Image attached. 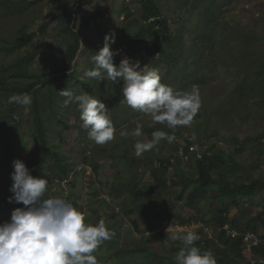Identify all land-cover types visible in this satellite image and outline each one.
<instances>
[{
  "label": "rangeland",
  "instance_id": "rangeland-1",
  "mask_svg": "<svg viewBox=\"0 0 264 264\" xmlns=\"http://www.w3.org/2000/svg\"><path fill=\"white\" fill-rule=\"evenodd\" d=\"M154 1L167 21L171 37L157 62L143 48L126 49L125 56L117 50L118 44L134 41L141 0H0V46L11 45L19 26L33 33L29 45L6 55L0 53V64L36 51L28 72L37 75L57 71L67 47L60 24L51 17L69 4H79L74 30L80 35V47L74 75L56 74L29 95L41 104L50 141L70 164L69 180L64 185L55 182V197L73 196L76 207L86 214V222L95 225L103 220L116 233L94 253L99 264H151L150 254L160 257L159 264L173 263L182 243L169 237L173 231L181 230H195L201 239H211L222 249L226 238L218 240L219 229L210 218L214 204L204 200L191 206L185 203L186 193L195 185V181H187L196 174L189 147L187 154L182 152L188 141L199 154L209 152L213 158L226 160L230 181L248 183L257 177L264 180V0ZM106 35L115 37L110 47L113 50L114 45L120 54L114 57L116 65L127 57L131 63L139 61L141 67L155 68L162 83L176 89L198 87L202 106L190 126L176 129L177 139L172 144L162 140L156 149L136 157V139L147 142L154 131L170 134L171 130L153 124L150 116L128 107L120 88L122 82H98L85 76L94 67L91 57L98 51L95 45L103 47ZM30 81L10 76L6 81L9 89L0 90V151L25 165L35 152L32 103L12 105L8 98L19 94V89ZM63 89L75 94L87 92L104 102L117 130L115 139L105 145L89 139L78 106H65L66 98L59 94ZM13 119L20 122L15 125ZM137 123L143 126L142 137L119 135L121 131L131 132ZM10 145L12 150L8 151ZM93 164H97V172L92 171ZM255 165L257 168H253ZM221 171L222 167L216 166L214 177ZM160 181L165 187L159 188ZM181 191L183 196L178 198ZM245 205L231 207L229 219L245 225L252 217L257 218L260 238L264 235V189ZM166 207L173 209L172 218L161 222L158 230L148 231L149 221ZM241 253V257L227 256L217 262L249 264L263 257L248 247Z\"/></svg>",
  "mask_w": 264,
  "mask_h": 264
},
{
  "label": "clouds",
  "instance_id": "clouds-1",
  "mask_svg": "<svg viewBox=\"0 0 264 264\" xmlns=\"http://www.w3.org/2000/svg\"><path fill=\"white\" fill-rule=\"evenodd\" d=\"M115 37L105 36V43L91 57L93 68L85 72L90 80L122 82V95L128 107L151 117L153 124L165 125L171 133L156 130L147 142L136 139L134 154L141 157L156 149L165 140L172 144L178 127L190 126L202 106L199 89H176L162 83L155 68L141 67L139 61L131 63L124 57L114 63L118 51L111 49ZM83 46V45H82ZM65 97V106L75 103L80 112L82 127L88 138L98 145L115 139L116 128L104 102L87 92L75 94L71 90L59 91ZM12 105L30 106L32 97L13 94L8 98ZM139 123L131 131H121L122 138L143 136ZM13 184L9 189L13 200L23 207L14 208L10 220L0 223V264H99L94 253L116 233L103 220L95 225L86 222V214L70 200L50 196L49 181L43 176H33L25 163L13 162ZM180 241L182 247L174 256V264H217L211 251L196 246L201 240L195 230L173 231L169 237Z\"/></svg>",
  "mask_w": 264,
  "mask_h": 264
},
{
  "label": "trees",
  "instance_id": "trees-1",
  "mask_svg": "<svg viewBox=\"0 0 264 264\" xmlns=\"http://www.w3.org/2000/svg\"><path fill=\"white\" fill-rule=\"evenodd\" d=\"M141 17L137 23V28L134 34V41L116 44L119 53H123L125 56L126 49L135 50L136 47L147 53L148 57H151L153 61L157 62L159 57L164 54V48L166 45L170 44L171 37L169 35V27L167 21L164 17L160 15L159 8L157 7L154 0H141ZM79 10L78 3H72L65 6L61 11L55 13L51 18L55 19L60 24V32L65 35L67 47L62 57L61 67L57 71H49L45 75L30 74L28 72L29 66L34 62L37 52L33 51L29 54L17 57L12 63L0 64V90H8L9 87L6 84L7 78H27L30 81L26 86L19 89V94L31 93L36 91L37 86L49 82L56 74H62L64 77H70L74 75V65L75 58L80 47V35L74 30V20L77 16ZM45 26V25H43ZM33 33H27L24 25L17 28V35L12 41L9 47H1L0 53L5 54L20 50L24 46H27L32 41ZM97 50L100 46L95 45ZM137 51V50H135ZM120 55V54H118ZM130 57V55H129ZM85 86V83H82ZM122 88V86L120 87ZM123 96V95H122ZM113 99L118 101L117 98ZM44 110L35 98L32 101L31 106V135L34 142L35 152L31 159L28 161L26 167L29 169L33 176H43L49 181V195L56 196L53 191L55 182H62L64 180H69V175L71 172L69 161L66 155L58 149L54 143L50 141V135L46 127V121L43 116ZM15 121L17 125L20 121ZM59 122V121H58ZM64 130L68 127L63 123ZM60 136V132L58 133ZM190 141L184 147V153H188ZM8 151L12 150V146L8 147ZM195 159V176H191L187 183L195 181L193 188L186 193L185 203L191 206L193 203H197L201 200L208 202V204L213 205L210 210V218L213 220L218 229V240L225 241L222 243V249H218L216 243L211 239H201L196 242V246L200 247L202 250L211 251L216 256L219 257V262H223L222 259L227 256L241 257L242 249L246 248V243L244 241V236L246 233H253L257 236V243L251 245L250 250L253 253H260L264 257V235L259 238L257 233V218H251L247 224H238L237 220L234 218L229 219V211L231 207H245V203L248 204L253 195H255L260 190L264 189V180L262 178H250L248 183L243 181H230L227 174L231 173L226 160L213 158L209 155V152L201 153L200 158H197L193 154ZM0 174L2 176L0 180V223L10 220L11 211L17 207H23L22 204L16 203L14 200L9 202V197L13 196L10 192V188L13 184L11 178L14 171L13 162L16 161L15 158L10 159L7 152L0 151ZM229 165H231V160H228ZM216 166L222 167V171L216 176L214 174ZM253 168H257L255 165ZM97 164L92 165V171L97 172ZM60 184V183H59ZM160 187H165L164 182L160 181ZM183 190V189H182ZM184 191H181L178 198L183 196ZM71 195L66 198L70 200L75 206H77L76 201ZM216 201V202H215ZM244 203V204H242ZM170 206V205H169ZM173 209L171 207H166L161 211L157 212L152 218L153 221H149L148 231L153 232L158 230L161 222L172 218ZM156 220H159L156 223ZM227 224L228 229L224 226ZM252 227L251 230H245L247 227ZM230 231H236L237 235L231 237L228 233ZM183 245L179 244L177 250ZM211 246L215 248L211 249ZM145 250V249H144ZM220 253V254H219ZM151 264L153 260L158 262L159 256L150 254ZM259 258L257 260L250 261L249 264H264V258ZM159 264V262H158ZM169 264H174L169 263ZM218 264V262H217ZM219 264H230V263H219ZM235 264V262H234ZM238 264V263H237Z\"/></svg>",
  "mask_w": 264,
  "mask_h": 264
},
{
  "label": "built area",
  "instance_id": "built-area-1",
  "mask_svg": "<svg viewBox=\"0 0 264 264\" xmlns=\"http://www.w3.org/2000/svg\"><path fill=\"white\" fill-rule=\"evenodd\" d=\"M114 44V43H113ZM114 47V51H116V47L114 45H112ZM182 151V150H181ZM189 151L194 154L197 158H200L201 154H199L197 151H196V147L194 146H189ZM184 152V151H182ZM181 152V154H182ZM68 180H64L62 181V184L67 182ZM64 185V184H63ZM225 229H228L227 227ZM228 233L230 234L231 237H235L237 235V232L236 231H229L228 230ZM244 241L246 243V247H248L250 249L251 245L253 244H256L257 243V236L253 233H246L245 236H244Z\"/></svg>",
  "mask_w": 264,
  "mask_h": 264
}]
</instances>
